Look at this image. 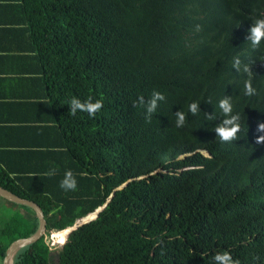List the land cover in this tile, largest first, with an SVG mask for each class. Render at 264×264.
Returning a JSON list of instances; mask_svg holds the SVG:
<instances>
[{
	"label": "trees",
	"instance_id": "trees-1",
	"mask_svg": "<svg viewBox=\"0 0 264 264\" xmlns=\"http://www.w3.org/2000/svg\"><path fill=\"white\" fill-rule=\"evenodd\" d=\"M26 5L40 29L67 150L52 180L31 186L0 172V186L37 203L65 245L53 251L43 237L18 251L14 264H215L224 250L240 264H264V140H257L264 137V39L247 40L264 0ZM153 90L165 99L146 119L140 97L146 104ZM72 96L100 99L102 108L72 115ZM225 96L239 114L230 141L214 131ZM178 110L186 113L182 127ZM69 169L77 188L66 191L60 181ZM5 203L26 213L5 221L0 259L39 227L33 209ZM80 219L92 221L71 232Z\"/></svg>",
	"mask_w": 264,
	"mask_h": 264
},
{
	"label": "crops",
	"instance_id": "crops-1",
	"mask_svg": "<svg viewBox=\"0 0 264 264\" xmlns=\"http://www.w3.org/2000/svg\"><path fill=\"white\" fill-rule=\"evenodd\" d=\"M39 34L26 0H0V172L31 186L59 174L67 150Z\"/></svg>",
	"mask_w": 264,
	"mask_h": 264
},
{
	"label": "clouds",
	"instance_id": "clouds-1",
	"mask_svg": "<svg viewBox=\"0 0 264 264\" xmlns=\"http://www.w3.org/2000/svg\"><path fill=\"white\" fill-rule=\"evenodd\" d=\"M199 29V25L196 26ZM264 39V17L256 18L255 21L250 25L248 30L247 40L251 41L253 46L259 45L261 40ZM236 64H239V60H236ZM254 91L251 86H247V92L251 93ZM165 99L163 93L157 90H153L150 98L145 104L144 98L140 97V103L144 104L146 108L145 118L150 119L151 114L157 109L158 103ZM69 112L72 115H76L77 112H87L89 115H95L103 105V101L100 99L93 100L88 97L85 100H81L78 96H72L67 103ZM218 106L221 112L224 114L223 119L215 125L214 131L224 141H230L236 138V135L240 129L239 114L233 113L231 98L225 96L219 100ZM188 110L192 114H196L200 111L199 103L192 101L188 105ZM211 116V115H210ZM175 123L177 127H182L185 123L186 113L182 110H178L175 113ZM264 127V125H259ZM257 140H264V137H257ZM55 169H50L46 175H54ZM60 187L64 190H76L77 179L73 172L69 169L65 172L64 177L60 181ZM63 242V241H62ZM215 264H240L239 258H233L232 254L227 251L217 252L212 257Z\"/></svg>",
	"mask_w": 264,
	"mask_h": 264
},
{
	"label": "water",
	"instance_id": "water-1",
	"mask_svg": "<svg viewBox=\"0 0 264 264\" xmlns=\"http://www.w3.org/2000/svg\"><path fill=\"white\" fill-rule=\"evenodd\" d=\"M0 197L5 199L8 202H11V203H14L17 205L26 206V207L33 209L36 213L38 220H39V227L33 235H30L26 238L16 239L12 243H10L9 246L7 247V249L5 251V257L3 259V264H14V258L16 256V254L18 253V251H20L22 248H24L28 245H32V244L38 242L43 237L48 238V233H49V231H48V220H46L45 214H44L42 208L37 203L30 201V200H27V199H23L19 196H15L12 193L5 190L1 186H0ZM110 200L111 199H109L108 202ZM106 206H107V203L103 207L98 208V210H96V217L92 220H95L98 217L99 213ZM92 220L85 221L82 224L77 225L76 227H71L72 228L71 232L76 230L79 226H81L85 223H88Z\"/></svg>",
	"mask_w": 264,
	"mask_h": 264
},
{
	"label": "rangeland",
	"instance_id": "rangeland-1",
	"mask_svg": "<svg viewBox=\"0 0 264 264\" xmlns=\"http://www.w3.org/2000/svg\"><path fill=\"white\" fill-rule=\"evenodd\" d=\"M0 204H1L0 205V230L3 228L5 221L8 220L13 214L18 213V212L20 214L26 213L25 210H23L21 208L14 207L10 204H6L5 199H3L1 197H0ZM83 222H85V221H81V219H80L72 227H76L77 225H80ZM56 233H57V230H52L51 232L48 233V238H46L45 240H46V242H48V244L50 245V247L53 251L58 252V251L62 250V248L65 244L58 243V241L55 237ZM54 260H55V262L58 261V257L56 255L54 257ZM0 264H3V259H0Z\"/></svg>",
	"mask_w": 264,
	"mask_h": 264
},
{
	"label": "built area",
	"instance_id": "built-area-1",
	"mask_svg": "<svg viewBox=\"0 0 264 264\" xmlns=\"http://www.w3.org/2000/svg\"><path fill=\"white\" fill-rule=\"evenodd\" d=\"M58 232H61V231H57V233H58ZM57 233L55 234V236L57 235ZM53 237H54V236H53Z\"/></svg>",
	"mask_w": 264,
	"mask_h": 264
}]
</instances>
